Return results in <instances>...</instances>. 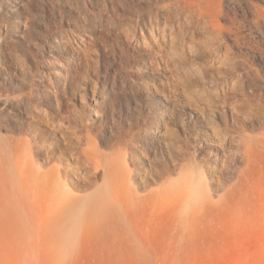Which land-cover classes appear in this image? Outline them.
Masks as SVG:
<instances>
[{
  "label": "rangeland",
  "instance_id": "1",
  "mask_svg": "<svg viewBox=\"0 0 264 264\" xmlns=\"http://www.w3.org/2000/svg\"><path fill=\"white\" fill-rule=\"evenodd\" d=\"M8 143L80 197L114 155L138 200L60 255L44 209L6 197L0 264H264V0H0Z\"/></svg>",
  "mask_w": 264,
  "mask_h": 264
},
{
  "label": "bare ground",
  "instance_id": "2",
  "mask_svg": "<svg viewBox=\"0 0 264 264\" xmlns=\"http://www.w3.org/2000/svg\"><path fill=\"white\" fill-rule=\"evenodd\" d=\"M12 142L14 141L12 140ZM17 145V143L16 146L15 143L6 144L5 150L9 153L0 157V196H2V198H0V209L11 213V209L5 205L7 200L6 197L10 198L11 196L18 199L19 204L17 205H21L23 199L24 205L26 206L25 208L30 209L34 206H40L42 210L44 209L46 214L44 218L47 223L52 224V221L56 223V243L63 247V251L59 253L60 255L67 251V245L70 241L80 238L83 240L85 235L89 233L88 229L82 225L84 220L107 222L109 216H121L124 210L127 214L133 208L132 202L138 200V197L130 192V189L125 185L124 179H128L129 176L123 169L125 161L121 159V161L119 160L116 162V158H113L114 155L110 156L111 161L107 164H94L96 170L93 175L96 178L101 176L102 181L100 184L95 185L93 194L91 193V195L87 197H80L74 193L73 188L61 177L59 173L61 169L57 163L52 164L51 167L46 170H41V165L39 164H33L35 169V173H31L33 178H30L31 175H28L29 172L23 169H20V171L13 170L12 168H14V165L19 163V156H15L17 154ZM11 151H13V155L10 153ZM27 152L28 150H26V153ZM14 153L16 154L14 155ZM86 156L89 158L88 154ZM28 158L30 157L28 156ZM2 159L5 160V163L2 162ZM10 160L13 161L12 164ZM28 161L32 162L30 159ZM86 161L88 164H92L91 160ZM48 162L49 160H46V163ZM27 163L30 164V162ZM25 165L27 164L25 163ZM18 167L17 165L16 168ZM99 167H101L102 170H97ZM12 170L14 174L18 172L15 180H21L22 186L18 184L14 185L13 182H11L10 172ZM122 172H124V175ZM60 178H63L62 181L59 180ZM92 184H94V181L90 180L89 185ZM255 187H258L256 180ZM202 190L198 189L194 183L183 189V193L184 196L187 197L204 195ZM142 198L145 200L144 197ZM166 200L169 201L170 196H168ZM180 201H183V205L187 207L188 204H185L184 198ZM164 204L167 205L166 203H162V205ZM94 211H99L102 215L92 217L91 212ZM109 213L113 214L110 215ZM130 213L133 212L131 211ZM187 221L183 219V223H187ZM51 224L49 226H51ZM46 229L48 230V228Z\"/></svg>",
  "mask_w": 264,
  "mask_h": 264
}]
</instances>
